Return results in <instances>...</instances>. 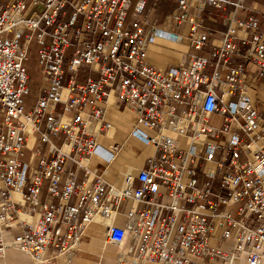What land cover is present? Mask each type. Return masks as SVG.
<instances>
[{"label": "built area", "instance_id": "obj_1", "mask_svg": "<svg viewBox=\"0 0 264 264\" xmlns=\"http://www.w3.org/2000/svg\"><path fill=\"white\" fill-rule=\"evenodd\" d=\"M164 2L0 0V254L75 264L100 217L108 241L130 238L116 264H264V115L245 77L247 65L264 75V34L251 14L222 31L202 22L205 7L246 0H173L162 16ZM185 23L187 56L150 63V44L182 39ZM32 38L42 79L24 111ZM109 104L130 108V135L158 151L119 184L89 166L113 159L95 140Z\"/></svg>", "mask_w": 264, "mask_h": 264}, {"label": "crops", "instance_id": "obj_2", "mask_svg": "<svg viewBox=\"0 0 264 264\" xmlns=\"http://www.w3.org/2000/svg\"><path fill=\"white\" fill-rule=\"evenodd\" d=\"M164 3L167 4L164 6L165 8L162 5V16L174 6L173 0H165ZM191 12L197 13V10L192 9ZM247 14L253 15L257 19L259 29L264 34V0H246L245 10H238L235 13L232 4H229L225 10L207 6L200 16L204 25L222 31L225 29L224 21L233 22L236 19H243ZM188 30V23L178 28V31L183 35L180 40L169 41L160 37L156 38L149 46L148 61L159 68L178 64L191 51V44L187 38ZM211 42L216 44L217 39L212 38ZM236 43L240 49L246 46L239 40ZM206 52L207 49H203L198 53L205 54ZM234 61L240 62L239 54L234 55ZM245 68L248 91L255 107L264 115V75L254 77L250 71L253 72L255 67L247 65ZM105 119L110 122L111 127L104 132H98L95 140L103 148L113 152V159L105 162L103 159L93 156L89 160V166L97 171H103L104 178L108 181L119 184L126 173L135 174L139 169L145 168L147 165L146 157L156 154L158 151L153 145L144 144L130 135V129L135 119L130 108L109 104L106 107ZM31 139L32 137L29 136V142ZM129 206V202L121 204L120 213L113 221L115 224L121 226L124 224V212ZM109 222V220L97 217L88 224L74 254L73 261L75 264H116L117 258L129 244L130 238L128 236L122 245L108 241L105 236V229ZM7 255L9 263H29L30 258L26 254L9 250Z\"/></svg>", "mask_w": 264, "mask_h": 264}, {"label": "rangeland", "instance_id": "obj_3", "mask_svg": "<svg viewBox=\"0 0 264 264\" xmlns=\"http://www.w3.org/2000/svg\"><path fill=\"white\" fill-rule=\"evenodd\" d=\"M166 4L167 3H164L163 7L166 6ZM149 20H151V17L149 18ZM27 55H28V60L26 61V66L28 69L29 77H30V85H29L30 90H29V94L26 95L24 98V111L30 110L32 108V105L35 103V101L37 99L38 92H39L40 82L42 79V75H41L39 68H38L37 44H36L34 38H32L30 40ZM66 56H67V54H66ZM1 118H2V114L0 113V119ZM211 123L213 125H219L220 120L216 117L215 119L211 120ZM27 157H28V152H25V159H27ZM233 217L238 218L239 215L234 213ZM12 250L17 251L19 253H23L21 251L14 250V249H11L10 251H12ZM8 252L9 251H6V252L0 254V264H21V263H9V259L7 257ZM23 254H25V253H23ZM27 264H35V263L30 258L29 263H27ZM152 264H157V263H152Z\"/></svg>", "mask_w": 264, "mask_h": 264}]
</instances>
